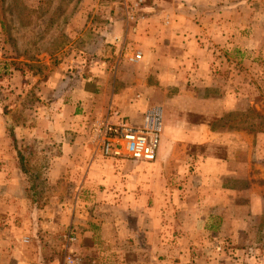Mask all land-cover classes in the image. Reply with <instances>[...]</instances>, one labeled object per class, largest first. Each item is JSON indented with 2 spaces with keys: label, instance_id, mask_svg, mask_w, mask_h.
Segmentation results:
<instances>
[{
  "label": "crops",
  "instance_id": "0c3cea01",
  "mask_svg": "<svg viewBox=\"0 0 264 264\" xmlns=\"http://www.w3.org/2000/svg\"><path fill=\"white\" fill-rule=\"evenodd\" d=\"M253 4L148 0L143 20L117 25L113 15L110 22L91 24L96 31L84 37V53L76 59L84 68L78 71L69 66L76 39L74 28H67L66 47L57 54L68 62L47 74L25 72L40 113L18 138L29 145L20 149L27 161L34 158L29 166L37 190L31 198L28 188L34 187L13 151L0 196V264H49L60 256L68 229L79 252H95L109 264H138L142 253L168 258L185 248L187 232L175 229L189 212L201 221L205 212L211 213L207 219L228 220L231 197L242 189L237 183L248 191L252 162L264 164V133L248 141L246 128L220 120L223 109L245 113L253 107L254 72L246 65L258 60L254 53L264 41L252 38L251 31L263 29L251 17ZM38 51L46 64L56 55L46 47ZM125 51L142 57L129 62ZM239 61L244 68L235 66ZM255 75L262 84L264 69ZM95 115L158 131L156 159L103 156L87 122ZM194 146L191 154L187 147ZM193 203L197 209L190 210ZM178 236V245L169 242Z\"/></svg>",
  "mask_w": 264,
  "mask_h": 264
},
{
  "label": "rangeland",
  "instance_id": "374dc122",
  "mask_svg": "<svg viewBox=\"0 0 264 264\" xmlns=\"http://www.w3.org/2000/svg\"><path fill=\"white\" fill-rule=\"evenodd\" d=\"M115 1L0 0V196L4 193L5 182L10 180V172L6 173L8 174L6 177L3 175L6 169L4 167L13 162L12 154L15 144L11 141L8 130L13 129L12 134L18 138L23 132L22 128L34 122L40 113V109H37L39 99L34 89V83H31L33 86L31 89H27L25 86L27 80L25 72L36 73L39 71L41 75L47 74L46 72L51 67L59 65L63 61L68 62L58 55L57 51L66 47L64 43L68 41L67 28L69 26L74 28L76 39L75 62L74 65L70 64L69 66L77 71L84 68L83 60L81 59L79 62L76 59L84 53L86 47L84 37L90 38L92 33L95 34L96 29L93 31L90 27L93 26L91 24L98 26L101 22H110L113 15L117 25H122L123 19L125 20L122 12L115 5ZM254 1L255 4L251 6L252 13L250 14L253 21H258V24L263 25V29L251 31L252 38L260 36L264 38V1ZM92 14H94V18H92ZM111 21L113 22V20ZM100 33L97 31L96 36ZM107 33L109 32L104 34ZM37 40L39 41L37 42ZM41 41L44 42L41 43ZM41 47H46L51 55L56 54L48 60V64L43 63L41 57H37ZM258 49V52L254 53L258 54L255 57V60L257 57L258 60L252 61L249 67H247L248 63L246 65L247 70L251 68L250 70L254 72V76L251 75L253 83L251 86L252 109L245 113L229 108L223 109L220 119L228 121L230 128H236V126L246 128L249 135L245 136V140L248 141H254L257 134L264 133V78H262L263 83L261 84V78L255 75L260 69H264V41ZM127 51L129 52V49ZM231 53L239 55L238 51L233 50ZM235 66L239 69L244 68V62L239 61ZM100 117L101 115H95L93 118L87 119V122L92 125L91 136L96 134V124L98 121H102ZM244 117L245 125H243ZM21 140L20 138L16 139V145L21 150H27L29 145L25 146ZM160 143L161 138L159 146ZM187 149L194 150L191 154L195 153V146L187 147ZM253 150L252 158H254ZM247 158H250V155H247ZM29 160L30 163L27 161L28 166L34 160L33 156L29 157ZM254 161L252 162L250 188L246 191L243 184L238 181L237 184H241L242 189L236 190V194L231 197L230 212L226 216L229 217L228 220L207 219L211 213L205 212L204 220L201 221L196 219V213L189 212L186 215L187 218L180 222V226L177 224L178 227L175 229L176 233L177 230L187 232L184 249L176 254L171 251L168 258H159L157 254L154 258L148 256L143 258L146 253L138 254L137 263L264 264V164L254 163ZM32 168L35 169V167ZM240 175L242 176V172ZM13 193L19 195V189H14ZM44 194H46L45 191ZM189 198L194 199L195 196L190 193ZM189 208H191L190 210L197 209V206L193 203ZM3 209L4 206L1 203L0 211ZM3 225L0 222V229L5 230ZM169 240H171L169 242L178 245L180 237ZM81 253L90 260H94L96 264L111 263L110 259L107 260V257L100 256L95 252L81 251Z\"/></svg>",
  "mask_w": 264,
  "mask_h": 264
},
{
  "label": "built area",
  "instance_id": "2783aa9c",
  "mask_svg": "<svg viewBox=\"0 0 264 264\" xmlns=\"http://www.w3.org/2000/svg\"><path fill=\"white\" fill-rule=\"evenodd\" d=\"M148 0H116L114 3L129 23L143 20ZM129 62H137L142 55L139 52L126 55ZM94 140L100 153L105 157L125 158L135 161L151 162L157 157L160 134L156 130L137 128L127 123H112L108 120L98 121ZM60 256L49 264H96L76 247L77 236L72 230H66Z\"/></svg>",
  "mask_w": 264,
  "mask_h": 264
},
{
  "label": "trees",
  "instance_id": "16d2710c",
  "mask_svg": "<svg viewBox=\"0 0 264 264\" xmlns=\"http://www.w3.org/2000/svg\"><path fill=\"white\" fill-rule=\"evenodd\" d=\"M8 132L11 136V141H13L14 145V151L17 158L18 168L21 171V173L24 175L25 179L29 182V186H33L34 188H28V194L31 198H35L36 196V179L34 175L32 174V171L30 169V166H28L26 157L22 154L20 147L16 145V137L12 134L13 129H9Z\"/></svg>",
  "mask_w": 264,
  "mask_h": 264
}]
</instances>
